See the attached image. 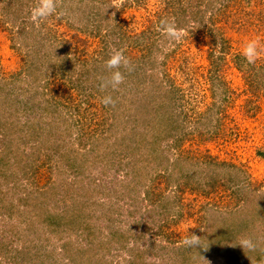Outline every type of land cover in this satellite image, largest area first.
Listing matches in <instances>:
<instances>
[{
    "label": "rangeland",
    "instance_id": "1",
    "mask_svg": "<svg viewBox=\"0 0 264 264\" xmlns=\"http://www.w3.org/2000/svg\"><path fill=\"white\" fill-rule=\"evenodd\" d=\"M35 3L0 0V154L15 150L13 140L26 154L38 145L44 151L56 141L65 144L35 182L45 181L58 198L63 189L99 181L93 198L105 209L92 207L94 223L107 232L114 219L112 226L143 235L128 250L153 242L157 248L137 256L144 264L180 262L192 234L208 248L186 264H264V56L249 70L232 59L243 55L248 40L264 42V0H123L118 9L112 0H60L41 28L30 19ZM162 19L174 20L187 37L169 45L158 30ZM112 24L124 32L122 40L107 30ZM113 49H123L131 61L122 68L125 82L98 92L94 81L110 75L103 72ZM51 90L64 97L56 103ZM109 94L116 103L106 107L101 98ZM84 134H91L88 142ZM64 160L85 173L76 176ZM158 174L157 191L181 198L170 212L182 209L161 235L156 226L163 209L145 214L149 206L140 203ZM143 217L156 220L143 226ZM17 218L0 216V264H40L51 243L39 248L36 239V255L28 221ZM245 238L254 250L240 245ZM114 254L120 262L131 256Z\"/></svg>",
    "mask_w": 264,
    "mask_h": 264
},
{
    "label": "trees",
    "instance_id": "2",
    "mask_svg": "<svg viewBox=\"0 0 264 264\" xmlns=\"http://www.w3.org/2000/svg\"><path fill=\"white\" fill-rule=\"evenodd\" d=\"M93 1L97 2V0ZM103 1L105 0H98L100 3H103ZM35 2L36 0H28V4ZM138 2L139 0H136V3ZM36 3L33 6H35ZM13 6L16 9L20 8V5H17V3H13ZM60 7L61 6L59 5L58 9ZM99 14L100 18L105 17L103 13L99 12ZM15 16L17 17V14ZM112 25L111 28L107 27V30H111L112 32L116 30L118 33L114 32V36L117 34L120 37L119 39L122 40L124 32L114 24ZM102 27L103 25L101 23L96 25L98 31L101 30ZM31 28L34 30L33 27ZM45 32L52 35L50 29H47ZM232 59L238 69H244L245 66H248V70L251 68L254 69V65L249 64L243 55H235ZM121 71L124 72L123 69H121ZM103 73L107 75L109 72ZM83 74H88V71H85ZM93 81L94 80H92V82ZM78 82V85L82 87L80 79ZM101 82L102 80L99 79H97V82L94 81V83H96L94 84V89L98 92L101 91ZM110 89L111 88L109 87L101 92L107 90L111 91ZM64 91L66 92V90ZM51 93L54 95L52 96L55 101L58 98L60 99L61 97H64V94H62L64 92L62 91L58 92V90H51ZM83 136L86 137L87 142L91 139V134H84ZM79 142L80 144H83V146L85 145L83 141ZM58 143L59 142L56 141L54 147L51 149H45L44 151H42V147L38 145L33 147L32 150L26 154L24 147H21L19 142L13 140L10 144L15 150L13 151L12 148L11 150H8L7 148L5 149L4 154H0V216H4L8 219H12L16 216L18 217V221H22V219L28 221V231L31 229V232L33 231L34 234V238L30 241L33 249L38 247L34 245L36 239L42 241V245L39 248H42L43 246V248L46 249L44 242L47 244L49 242L51 243V247L48 249L49 251L45 252L43 256H39H42V258L39 259L40 264H144V261H140L137 256H141L142 258V252H149L151 249L157 248L153 242H150L146 247L147 249H139V246H133L135 249L132 248L128 250V244L132 240L137 242L143 237V235L139 234L136 237L132 231L130 233L129 231H123L120 228V224L112 226L114 219H112L113 222L110 227L106 226L105 229L107 232L102 230L98 226L99 224L94 223V216L91 211L92 207L105 209L103 200L100 198H93L94 194L99 193V181L93 180L91 182H86L85 184L81 182L79 191L71 190L70 187L63 189V191L58 194V198L54 197L56 195V193H54L56 190H49L51 186L50 188H44L45 181L42 185H40L39 182H35V179L40 176V173L43 175L42 173H44V169L50 171L51 164H48L47 162H51L53 156L59 155L60 157L63 155L61 151L65 144L61 145ZM73 146V142H70L69 148L72 153L74 152V149L72 148ZM104 146L107 148V144ZM70 150L69 152L71 153ZM95 151L97 152V147ZM70 153L64 155L63 159L67 155H70ZM109 154L110 152H103V162L108 161L107 157ZM86 156L89 155L85 154L84 157L86 158ZM98 156L102 155L98 154ZM10 159H14V161ZM87 161L88 159L81 160L82 164ZM64 163H66V166L69 167L76 176L85 173L80 165L68 161L65 162V160ZM56 167L60 169L64 166L62 164L57 165ZM161 177L162 176L158 174L155 178H151L149 186L144 190L142 198H140V203L142 201L149 206V208L144 211L145 214L154 212L158 207L163 209L160 211L161 213L159 212L163 219H159L156 226V228H158V235H161L162 228L168 226L171 220L176 222L179 219V212L182 210L177 206V209H174L173 213L170 212L172 208L179 205L181 198L174 197V199H171V197H168L163 192L157 191L159 188V181L157 180ZM26 185L28 186V189ZM180 185L187 186V183L183 182ZM53 197L55 199H53ZM52 199L53 201L55 200L53 207H57V211H54V208L49 207V205H51L50 203L53 202ZM237 200L239 201V197ZM169 213L173 215V218H168ZM234 214H236V212ZM132 215L133 214H131V217H133ZM102 216L107 217V219L111 221L108 213H102ZM176 218L178 219L175 220ZM142 220L143 226H146L148 223L155 221L156 217H152L149 220H147L146 217H143ZM101 221L105 220L101 219ZM117 222L121 223L119 220H117ZM51 236L56 237L55 242L50 241ZM71 237L74 238L72 239ZM205 247L208 248L206 243L202 245V247H191L192 249L190 248L185 254L186 257H183L180 262H175V264H182L185 263V261L187 263L188 259L190 257L193 258L195 254H204L206 252ZM27 251L28 246L25 252H23L24 255H26L25 253ZM122 251L128 252L131 256L122 262L114 260L113 257L111 258L112 252H115L114 255L118 256ZM38 252L39 250L37 248L36 255Z\"/></svg>",
    "mask_w": 264,
    "mask_h": 264
},
{
    "label": "clouds",
    "instance_id": "3",
    "mask_svg": "<svg viewBox=\"0 0 264 264\" xmlns=\"http://www.w3.org/2000/svg\"><path fill=\"white\" fill-rule=\"evenodd\" d=\"M123 3V0H112V7L118 9ZM60 0H37L36 5L31 9L30 19L39 27L40 24L48 18L57 13ZM159 31L165 37L169 45L173 43L182 42L188 35L186 29L178 27L172 19H162L159 26ZM168 48H162V52H167ZM242 54L249 64H255L262 56H264V42L259 37H254L248 40L243 47ZM159 59H163L161 55ZM131 61L124 54L123 49H113L109 58L105 61V68L109 71L110 75L102 80L100 84L101 91L108 89L118 90L119 86L125 82V74L121 69H129ZM101 102L107 106H114L116 101L109 94L101 98ZM187 247H202L201 239L199 236L192 234L184 240ZM240 245L244 249L254 250L255 245L250 239H242Z\"/></svg>",
    "mask_w": 264,
    "mask_h": 264
}]
</instances>
